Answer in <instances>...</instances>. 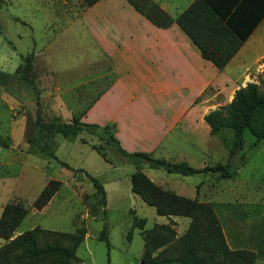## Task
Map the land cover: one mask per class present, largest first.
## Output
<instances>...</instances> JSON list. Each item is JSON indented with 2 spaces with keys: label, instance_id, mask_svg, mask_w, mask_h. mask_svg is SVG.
<instances>
[{
  "label": "rangeland",
  "instance_id": "374dc122",
  "mask_svg": "<svg viewBox=\"0 0 264 264\" xmlns=\"http://www.w3.org/2000/svg\"><path fill=\"white\" fill-rule=\"evenodd\" d=\"M193 1L154 0L173 18ZM84 10L80 0H0V72L12 76L6 89L0 87V214L7 204H18L27 210L15 236L35 227L63 233L83 229L86 234L76 251L79 262L73 264H141V230L133 229L127 239L137 219L146 221L144 230L169 225L176 237L185 233L189 225L188 218L158 216L153 207L131 195L130 175L135 169L148 176L153 175L151 170L155 168L121 156L110 143L87 132L74 139L55 135L51 156L27 153L28 115L36 114L37 101L45 121L69 123L78 115L85 123V83L88 77L98 76L91 70H98L86 68V63L96 59L97 50L86 38L81 23L71 26ZM240 54V59L235 58L224 68L232 79L230 84L235 88L247 84L261 88L264 20ZM27 55L33 56L30 76L34 87L15 81L16 70ZM216 102L225 103L224 95H218ZM181 132H177L178 141L172 137L174 134L169 141L177 153L191 150L196 137L188 131ZM211 135L216 141L217 165L224 166L228 152L222 139H228L230 133L223 130L220 135ZM244 140L243 161L239 155L232 160L236 168L233 178L219 180L213 173L187 179L196 185L205 181L202 188L209 191L205 190L202 198H211L228 242L242 236L240 246L245 247L241 248L256 252V264H264V143L252 147L253 138L248 132L244 133ZM92 146L102 149L104 160ZM61 162L72 170L62 167ZM85 174L103 186L105 204ZM49 180L59 181V190L45 207L35 210L32 203ZM104 225L108 248L98 239ZM3 244L0 239V247Z\"/></svg>",
  "mask_w": 264,
  "mask_h": 264
},
{
  "label": "trees",
  "instance_id": "16d2710c",
  "mask_svg": "<svg viewBox=\"0 0 264 264\" xmlns=\"http://www.w3.org/2000/svg\"><path fill=\"white\" fill-rule=\"evenodd\" d=\"M85 8L91 7L99 0H80ZM140 16L159 29L168 28L175 23L200 51L201 57L209 61L217 70H222L238 52L253 30L264 18V0H194L181 14L172 19L166 12L151 0H125ZM33 56L27 55L16 70V84H28L34 87L30 76ZM12 76L0 72V87L6 89ZM262 87L247 84L235 91L232 102L204 116L203 120L210 134L220 135L223 130L230 133L228 139H222L228 152L224 166L194 169L185 163H169L153 158L146 153H126L114 136V126H98L80 121L78 115L69 123L56 119L45 121L36 102V114L28 115V130L25 141L28 154L52 155L55 135L74 139L81 132L95 135L99 140L110 143L123 157L146 162L151 168L163 169L168 174L193 176L205 172L217 174L219 180H229L235 176L232 160L239 155L243 161L244 133L253 138L252 147L264 143V70ZM7 91V90H6ZM8 92V91H7ZM85 144L84 140H81ZM103 160L99 146H92ZM62 167L70 169L65 163ZM80 171V170H79ZM82 172V171H81ZM85 176L92 182L102 204H105L103 186L89 174ZM60 182L49 180L32 207L41 210L57 193ZM130 190L146 205L153 207L158 216L184 217L189 219L185 233L176 237L169 225H154L144 230L146 221L137 219L133 229L141 230L144 242L141 264H255L258 254L246 248L230 249L226 243L221 225L209 203L188 199L155 185L138 168L130 175ZM28 214L18 204H7L0 214V264H73L79 262L76 255L82 244L85 231L63 233L43 230L35 227L19 235H14L20 223ZM99 241L107 240L106 226L99 235ZM162 249L157 256L153 253Z\"/></svg>",
  "mask_w": 264,
  "mask_h": 264
},
{
  "label": "crops",
  "instance_id": "0c3cea01",
  "mask_svg": "<svg viewBox=\"0 0 264 264\" xmlns=\"http://www.w3.org/2000/svg\"><path fill=\"white\" fill-rule=\"evenodd\" d=\"M76 22L81 23L86 38L97 50L96 59L86 63L87 69L98 70H91L98 76L88 77L85 83V123L113 125L114 136L126 153H146L169 163L183 162L194 169L217 165L216 141L203 118L232 102L240 87L230 84L232 79L224 68L241 58L238 55L260 24L229 63L217 70L202 59L200 51L175 23L165 29L156 28L125 0H99L85 8L71 26ZM218 95H224L222 105L216 102ZM183 130L196 137L191 150L177 153L169 141L173 134L178 141L177 132ZM151 171L153 175H145L155 185L214 207L210 197L202 198V193L209 191L202 188L205 181L196 185L188 181L190 176L168 174L163 169ZM221 228L230 249L245 247L240 246L242 236L229 243Z\"/></svg>",
  "mask_w": 264,
  "mask_h": 264
}]
</instances>
